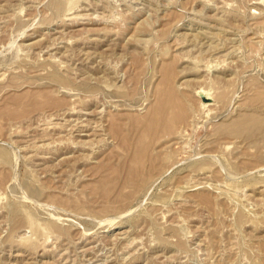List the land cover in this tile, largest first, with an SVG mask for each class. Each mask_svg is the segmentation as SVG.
I'll return each mask as SVG.
<instances>
[{
	"label": "rangeland",
	"instance_id": "1",
	"mask_svg": "<svg viewBox=\"0 0 264 264\" xmlns=\"http://www.w3.org/2000/svg\"><path fill=\"white\" fill-rule=\"evenodd\" d=\"M0 264H264V0H0Z\"/></svg>",
	"mask_w": 264,
	"mask_h": 264
},
{
	"label": "bare ground",
	"instance_id": "2",
	"mask_svg": "<svg viewBox=\"0 0 264 264\" xmlns=\"http://www.w3.org/2000/svg\"><path fill=\"white\" fill-rule=\"evenodd\" d=\"M36 92V91H35ZM34 94V92L32 93ZM43 93H35L34 95H32V97H34L35 99H37L39 96H42ZM45 96V94H43ZM158 100V99H157ZM60 101V100H58ZM62 101V100H61ZM57 102V101H56ZM158 104V103H157ZM160 104V105H159ZM159 107L157 108L156 112L150 114L152 115L151 118L149 119L150 121L148 122V127H151L152 125H154L155 123H157L156 121L158 120L159 115L162 116L165 112H166V104H164V102L162 100H160L159 102ZM61 110V109H60ZM71 110V109H70ZM69 113V112H68ZM73 114V113H72ZM149 115V116H150ZM62 117V116H61ZM72 119V118H71ZM83 125V123H82ZM145 131V130H144ZM147 132V131H146ZM89 133V132H88ZM143 135H145V133H142ZM148 136V135H147Z\"/></svg>",
	"mask_w": 264,
	"mask_h": 264
},
{
	"label": "water",
	"instance_id": "3",
	"mask_svg": "<svg viewBox=\"0 0 264 264\" xmlns=\"http://www.w3.org/2000/svg\"><path fill=\"white\" fill-rule=\"evenodd\" d=\"M202 97V96H201Z\"/></svg>",
	"mask_w": 264,
	"mask_h": 264
}]
</instances>
